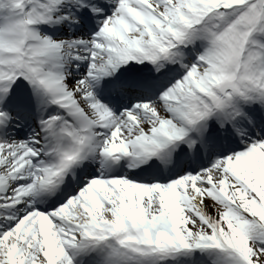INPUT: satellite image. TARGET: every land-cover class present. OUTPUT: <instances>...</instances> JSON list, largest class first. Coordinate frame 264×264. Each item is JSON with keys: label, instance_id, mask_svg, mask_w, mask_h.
Returning a JSON list of instances; mask_svg holds the SVG:
<instances>
[{"label": "snow or ice", "instance_id": "obj_1", "mask_svg": "<svg viewBox=\"0 0 264 264\" xmlns=\"http://www.w3.org/2000/svg\"><path fill=\"white\" fill-rule=\"evenodd\" d=\"M0 264H264V0H0Z\"/></svg>", "mask_w": 264, "mask_h": 264}]
</instances>
